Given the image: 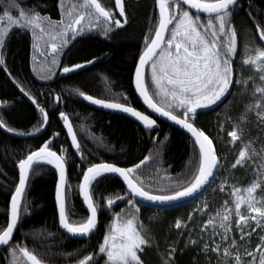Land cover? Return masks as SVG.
<instances>
[{
    "label": "snow or ice",
    "instance_id": "6c2138e0",
    "mask_svg": "<svg viewBox=\"0 0 264 264\" xmlns=\"http://www.w3.org/2000/svg\"><path fill=\"white\" fill-rule=\"evenodd\" d=\"M155 5L158 9L157 22L144 36L143 50L135 64L132 82L148 109L187 129L194 137L198 162L190 169V178L185 181L165 173L158 181V190L152 189L151 177L146 186L139 170L154 158L152 154L143 156L138 163L129 167L104 161L89 163L81 170L82 177L76 185L88 214L77 219L69 202L73 187L68 177L69 156L63 146L54 149V139L59 135L54 132L38 148L28 151L17 161L18 183L10 194L6 226L0 227V246L6 247L9 264H46L26 244L13 240L22 212H28L27 205L22 202L29 176L35 171L34 165L46 163L55 168L58 175L55 201L59 225L67 234L85 239L90 238L98 225L100 205L95 199L94 184L107 174H118L126 185V191L123 195L104 197L105 204L107 210L111 211L116 201L126 199L128 209L122 208L112 214L111 222L98 243V251L86 252L74 264H99L97 257L103 258L104 264H145L141 254L152 241L140 219L136 197L163 204L193 196L204 189L205 185L211 184L210 177L215 176L214 170L222 166L213 140L195 125L197 110L223 102L227 95L235 96L231 91L233 86H247L251 82L250 89H238L241 92L250 91L253 97L244 105V114H241L239 120L247 121L248 115L254 113L260 127L264 128V46L245 44L241 61L242 66L258 71L259 83L255 74L241 78L234 67V57L238 51V29L233 15L237 0H155ZM57 7L59 18L54 19L49 14H42L38 6L23 7L17 0H8L0 14V50L10 30L18 28L30 31L32 46L41 56L51 54L50 63L44 65H39L37 56H33V71L38 72L42 80L51 79L55 74V66L60 62L59 54L77 36L92 31L108 36L114 28L128 22L124 0H115L114 7L119 10L120 18H116L113 9L102 0H57ZM253 19L255 33L264 42V19ZM4 63V57L0 55V65ZM91 63L93 60L65 65L60 71L70 73ZM20 91L28 96L42 114V123L33 129L39 132L48 123V112L23 86H20ZM74 91L95 105L130 114L146 129L153 130L157 125L156 119L128 104L126 95L124 102H121L119 99L97 98L80 89ZM60 100L57 94L55 101ZM58 115L67 130L71 147L84 159L68 114L60 111ZM0 128H5L9 133L17 132L2 117ZM227 136L231 144L241 142L230 167L248 168L255 179L246 186H237L230 183L228 177L222 178L218 185L219 191L225 192L227 186L229 198L214 212L207 213V219L199 225V235L193 239L190 233L188 243L202 253L215 254L217 264H264V135L260 137L262 143L259 148L254 146L252 140L244 139L245 132L241 123L233 124ZM156 171L161 170L157 168ZM208 208L209 204L204 202L202 207L198 206L194 211L204 213ZM192 218L193 213L189 212L186 220L176 218L173 226L183 235L181 230L188 227ZM254 234L257 236L255 243L252 241ZM48 235L52 236V233ZM176 251V246L170 245L167 256L171 258ZM165 264H170V261H165Z\"/></svg>",
    "mask_w": 264,
    "mask_h": 264
},
{
    "label": "trees",
    "instance_id": "16d2710c",
    "mask_svg": "<svg viewBox=\"0 0 264 264\" xmlns=\"http://www.w3.org/2000/svg\"><path fill=\"white\" fill-rule=\"evenodd\" d=\"M34 3L39 10L57 9L56 0H35ZM240 3H243V42L248 37L258 45L264 46V42H261L258 34L255 33L253 19L255 18V21L264 19V0H241ZM136 8L141 10L135 14L137 18L132 26L133 31L137 33L142 31L146 20L145 16L141 18L143 22H140L139 13L145 15L149 8L139 6ZM249 13L252 15L249 16ZM94 42L87 40L78 43L73 49L70 60L73 62L88 60L99 55L103 48L108 46ZM32 45L29 32L14 29L8 35L3 49L0 50V55L5 60V63L0 65V117L19 133L34 132L33 129L42 123V114L20 91V86L37 98L41 106L45 107L49 117L47 130L36 137H14L0 128V227L6 226L10 194L18 183V159L26 155L28 151L38 148L54 132L59 133L54 139V149L58 150L63 146L69 156L68 177L69 183L73 186L69 202L75 210L77 219L86 217L88 214L80 200L76 185L82 177L81 170L89 163L104 161L129 167L138 163L143 156L152 154L154 158L146 162L139 170L145 179L146 186L149 183L148 178L151 177L152 189L158 190V181L165 173L170 174L172 178L180 177L185 181L190 178V169L198 162V150L188 135L162 121L156 130L143 128L129 117L97 111L83 99L70 93L71 89L77 88L76 85L81 84L85 89L93 87L92 69L63 77L58 75L47 80L40 79L38 72L33 71V56L36 54ZM116 57L115 63L106 61L101 63V66L116 69L117 73H126L131 77L133 62L125 61L122 53ZM254 74L259 83V73L247 74L242 69L241 78ZM243 87L250 89L251 82L247 86L241 85L236 88L235 92H232L235 96L230 95L216 111L199 114L194 119L195 125L204 130L213 140L222 165L207 191L194 202L180 207L159 210L144 205L139 206L140 219L152 241L141 254L145 264H160L159 261L163 259L170 261V264H209L210 261L211 264H217L215 254L202 253L196 246L188 243V238L191 233V238L196 239L199 235V225L207 219V213L214 212L225 199L229 198L227 186L225 192L219 191L218 185L222 178L228 177L230 183L237 186H246L255 179L248 168L237 166L232 169L230 167L238 154L241 142L238 141L236 150L230 151L220 134L221 122L224 124L225 120L233 119L234 123H241L244 127L245 140H252L257 148L261 146L260 137L264 135V128L260 127L255 114H249L247 121L239 120L241 114H244V105L253 99L250 91L238 90ZM57 94L61 97L58 105L55 101ZM60 111L68 114L81 144L84 159H81L71 147L63 128V121L58 115ZM157 136V140L153 139ZM34 168L35 171L29 176L27 192L22 203L27 205L28 212H22L14 242L26 244L29 249L34 250L44 259L46 264H74L75 260L86 252L98 251V243L111 222L112 214L122 208L128 209L127 200L124 199L119 206L108 211L104 200L106 196L123 195L126 188L122 182L114 176L106 175L94 184L95 199L100 205L99 227L90 238L75 239L66 235L59 225L55 201L57 181L55 168L46 163H38L34 165ZM157 168L161 171L157 172ZM200 202H207L209 208L205 210L202 219L198 220L195 215L188 227L181 230L183 232L181 235L173 226L175 219L186 220L191 209L196 208V204ZM48 233H52V236ZM252 241L256 242L257 237H252ZM170 245H175L177 248L171 258L167 256Z\"/></svg>",
    "mask_w": 264,
    "mask_h": 264
},
{
    "label": "flooded vegetation",
    "instance_id": "af4514ba",
    "mask_svg": "<svg viewBox=\"0 0 264 264\" xmlns=\"http://www.w3.org/2000/svg\"><path fill=\"white\" fill-rule=\"evenodd\" d=\"M240 1L237 3L236 9L234 10L233 20L238 29V51H237L236 57H234V67H236L237 73L241 76L242 74L241 61H242V52H243V35H242V28H243L242 27V21H243L242 20L243 19L242 5L243 3H240ZM4 2L7 3L8 0H0V14H2V11H3L2 9L5 6ZM17 2L20 3L23 7L35 6V3H34L35 0H17ZM102 2L108 7H111L113 9V11L116 13V18H120L118 15L119 10L114 7L115 0H102ZM124 4H125L126 16L128 20L127 24H122L121 27L114 28L112 32L109 33L108 36H101L98 31L85 32L77 36L76 39L71 41V43L67 47H65L62 50V52L59 54L60 62L57 66H55V74L51 78H55L58 75L59 77H63V76H67L72 73H75V72H72L70 74H62V71H60V69L65 65H71L74 63H83L85 61L84 60V61L73 62L70 60V56L73 52V49L76 47V45H78V43H82L87 40H93L95 41L94 43L98 45L99 43H104L108 46L104 47L103 51H101L99 55L93 56L90 59H88V60H93L95 62L90 67L82 70V71H86L89 69L93 70V75H94L93 84H92L93 87L89 89L88 88L85 89L80 84V85H76L77 86L76 89L85 91L86 93L93 95L97 98L119 99L121 102H124V95H126L128 104L137 108V110L143 111L145 112V114H148L154 117V119L157 120L158 127H159L161 120L156 118L150 112V110H148V108L144 105V103L138 98V94L132 82L134 71H135V64L138 61L139 53L143 50L144 36L148 33L150 28H153L155 26L157 22L158 9L155 5V0H124ZM56 5H57V0H56ZM138 6L140 8H146V9L149 8V10L147 9V12L145 15H142L139 13L140 22H143L141 21V18L142 17L144 18L145 16H146V20H145L142 31L136 33L133 31L132 26L136 22L137 16H135V14H138V12L141 11L136 8ZM39 11H41L42 14L46 13V14L51 15L52 18L54 19L59 18L58 7L56 10H51V9L43 10L42 9ZM13 14L15 15L16 13L13 12ZM14 29H18V28H13L10 30V32L13 31ZM26 32L30 33V31H26ZM32 42H33V39H32ZM41 48L42 49L44 48L43 43L41 44ZM121 53L123 54L125 61H128V63L130 61L133 62V69L131 72V77H129V75L127 76L126 73L125 74H122L120 72L117 73L116 69H113V68L109 69V68H105L101 66V63L103 62L105 63L106 61L115 63V60L117 59L116 56H118ZM34 54H36L35 56H37L38 62L40 65L50 63L52 59L51 54H48L46 56H41L35 49H34ZM239 87L240 86H233L232 92H235L236 88H239ZM74 90L75 89H71L69 92L80 97L79 94ZM80 98L83 99L82 97ZM84 102L86 103L85 100ZM56 103L57 105L59 104V102L57 101ZM91 107L97 111L111 113L105 110L98 109L93 106ZM217 109H215L214 111H216ZM111 114H114V113H111ZM117 115H120V114H117ZM158 127L156 129H158ZM140 205L142 204L139 203V206ZM9 259H8L6 247L3 249H0V264H9ZM97 259L99 260V264H104L103 258L97 257Z\"/></svg>",
    "mask_w": 264,
    "mask_h": 264
},
{
    "label": "water",
    "instance_id": "95a60500",
    "mask_svg": "<svg viewBox=\"0 0 264 264\" xmlns=\"http://www.w3.org/2000/svg\"><path fill=\"white\" fill-rule=\"evenodd\" d=\"M239 1H240V0H237V3H238ZM94 62H95V61H93V63H94ZM93 63H91V64H84V66H83L82 68H80V69H76V70H74L73 72H75V73L80 72V71H82V70H84V69L90 67ZM70 73H72V72H70ZM70 73H63V72H62V74H70ZM232 88H233V87H232ZM231 91H232V89H231ZM137 94H138V98L143 102V98L139 96V93H138V92H137ZM25 96H26V95H25ZM229 96H230V95H227L226 98L223 99V102H217V104L212 105V106H210V107H208V108L198 109V110H197V114L209 113V112H211V111H214V110L217 109L219 106H221V105H222V104H223V103L229 98ZM26 97L28 98V96H26ZM28 100L31 101L29 98H28ZM85 101H86V100H85ZM31 102H32V101H31ZM86 103L89 104V105H91V106H93V107H96V108H98V109H101V110H105V111H108V112H111V113H114V114H120V115H124V116H126V117H129V118H131L132 120H134L136 123H138L140 126L143 127V125H142L139 121H137L136 118L132 117V116H131L130 114H128V113H124V112H122V111H120V110H114V109L104 108L103 106L95 105V104H93V103H91V102H89V101H86ZM143 103H144V102H143ZM144 105H145V104H144ZM145 106H146V105H145ZM146 107H147V106H146ZM148 110H150V112H151L156 118L160 119L162 122H165V123L171 125V126L174 127V128H177L178 130L184 132L186 135H188V136L194 141V137L191 136V133H189V132L187 131V129L183 128L182 126L176 124V123L173 122V121L168 120L167 118H165V117H163V116H160L158 113L153 112L151 109H148ZM147 115H148V114H147ZM151 117H152V116H151ZM152 118L154 119V117H152ZM48 124H49V121H48V123L46 124V126H45L44 128L40 129L39 132H28V133H19V132H15V133H9V132L6 131L5 128H1V129H2V131H4L5 133H7V134H9V135H12V136H14V137H18V138H31V137H36V136H39V135L43 134V133L47 130ZM63 127H64V125H63ZM157 127H158V123H157L156 126H154V129H153V130H156ZM143 128H144V127H143ZM64 130H65V133H66V135H67V130H66L65 127H64ZM205 133H206V132H205ZM206 134H207V133H206ZM207 135H208V134H207ZM67 137H68V136H67ZM209 137H210V136H209ZM68 139H69V141H70V138H69V137H68ZM157 139H158V136L156 137V140H157ZM70 143H71V141H70ZM214 148H215V146H214ZM215 151H216V149H215ZM218 159H219V158H218ZM141 167H142V166H141ZM218 169H219V168H218ZM218 169H215V170H214V171H215V176H214V177H210L211 184L213 183V181H214V179H215V177H216V175H217ZM56 173H57V172H56ZM107 175L114 176V177L118 178V179L122 182V184L125 186V188H126V185L124 184L123 179H122L121 177H119L118 174H107ZM57 179H58V175H57ZM28 180H29V179H28ZM211 184H210V185H205L204 189H202L201 191L197 192V193L194 194L193 196L186 197V198H183V199H180V200H177V201L166 202V203H163V204H161V203H159V202L145 201V200H142V199L139 198V197H136V199H137L138 203H140V204H142V205H144V206L151 207V208H154V209H159V210H165V209H170V208H175V207H180V206L188 205V204L194 202L195 200H197L199 197H201V196L207 191V189L211 186ZM27 187H28V181H27V185H26V189H25L24 197H25L26 192H27ZM24 197H23V200H24ZM80 200H81V202H82V198H81V197H80ZM122 201H123V200L116 201V202L114 203V205L112 206V208L115 207V206H119V205L122 203ZM22 203H23V202H22ZM82 204H83V202H82ZM83 205H84V204H83ZM84 207L86 208V205H84ZM86 210H87V209H86ZM99 222H100V220H99V214H98V225H97V228H96V230L94 231V233L97 231V229H98V227H99ZM19 223H20V221H19ZM19 223H18V225H17V228H16L15 231H14V236H15V234H16V232H17L18 227H19ZM61 229H62V228H61ZM62 230H63V229H62ZM63 232H64L66 235H68L69 237H71V238H75V239H85V238H83V237H74V236H71L70 234H67L64 230H63ZM94 233H93V234H94ZM93 234H91V236H92ZM91 236H90V237H91ZM13 238H14V237H13ZM3 248H5V246H0V249H3Z\"/></svg>",
    "mask_w": 264,
    "mask_h": 264
},
{
    "label": "rangeland",
    "instance_id": "374dc122",
    "mask_svg": "<svg viewBox=\"0 0 264 264\" xmlns=\"http://www.w3.org/2000/svg\"><path fill=\"white\" fill-rule=\"evenodd\" d=\"M245 44H250L251 46H253V47H255V46H260V45H258L254 40H252V39H250V38H246V40L243 42V52H242V56H243V53H244V45ZM242 69L243 70H245V72L247 73V74H251V73H258V71L257 70H255V69H252V68H250L249 66H242ZM233 124H236V123H234V120L232 119V120H225L224 121V124H223V127H221L220 128V134H221V138L225 141V143L226 144H228V146H229V150L231 151V150H236L237 149V144H238V141L235 143V144H231V143H229V140H230V138L227 136V132L228 131H230L231 129H232V126H233ZM235 153V152H234ZM203 203L204 202H200V203H197L196 204V208H193V209H191V212L193 213V217L196 215L197 216V218H198V220L199 219H202V215L204 214V213H201V212H199V211H194V209H197L198 208V206L199 207H202L203 206ZM128 208V207H127ZM192 220H194V219H192ZM253 237H257L256 235H253ZM255 243V242H254ZM160 262V264H165V260L163 259V261H159Z\"/></svg>",
    "mask_w": 264,
    "mask_h": 264
}]
</instances>
